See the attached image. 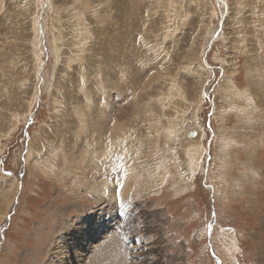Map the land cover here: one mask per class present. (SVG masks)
I'll return each mask as SVG.
<instances>
[{
  "label": "rangeland",
  "instance_id": "374dc122",
  "mask_svg": "<svg viewBox=\"0 0 264 264\" xmlns=\"http://www.w3.org/2000/svg\"><path fill=\"white\" fill-rule=\"evenodd\" d=\"M7 221L0 264H264V0H0Z\"/></svg>",
  "mask_w": 264,
  "mask_h": 264
},
{
  "label": "bare ground",
  "instance_id": "6f19581e",
  "mask_svg": "<svg viewBox=\"0 0 264 264\" xmlns=\"http://www.w3.org/2000/svg\"><path fill=\"white\" fill-rule=\"evenodd\" d=\"M192 132V131H191ZM190 134V133H189ZM191 137V136H190ZM192 137H194V136H192ZM191 137V138H192ZM77 242H81L80 240H78ZM76 242H74V243H70V244H65L64 246H66V245H74ZM100 244V243H99ZM83 242H81V243H79V246L82 248V251H83ZM110 245H115V244H110ZM100 245H98V247H99ZM104 246V245H103ZM73 248V247H72ZM97 249V248H96ZM99 249V248H98ZM79 250V249H78ZM100 250V249H99ZM68 252V251H70V249L69 250H67V248H64V252ZM81 251V254L83 253ZM94 251V250H93ZM63 255V251H60V252H58L57 253V256L56 257H54V258H56L57 259V257H58V260L59 261H57L58 262V264H64L63 262H64V258H67V260H68V262H73V263H75V261H74V259L76 258V256L74 255V259H70L68 256H66V255H63L64 256V258H60L59 257V255ZM78 255L79 256V258L82 260V258H83V256L82 255ZM84 254V253H83ZM93 254H95V256L93 255L92 257V261H91V259L89 260H85V258H83V262H85V264H110L109 263V254H110V249L108 248V247H105L104 246V249H102L101 250V252H97V253H93ZM71 255H73V253H71ZM89 256V255H88ZM79 259V260H80ZM55 260V259H54ZM80 260V261H81ZM105 260H108V262L107 263H104V261ZM79 261V262H80Z\"/></svg>",
  "mask_w": 264,
  "mask_h": 264
},
{
  "label": "water",
  "instance_id": "95a60500",
  "mask_svg": "<svg viewBox=\"0 0 264 264\" xmlns=\"http://www.w3.org/2000/svg\"><path fill=\"white\" fill-rule=\"evenodd\" d=\"M189 136H191V137L194 136V133L193 132H190ZM19 184H21V180H20V183ZM16 201L17 200H15V205L17 203ZM7 224H8V221L5 223V225L3 226V228L0 230V238H1L0 246H1V243H2V239H3V236H4V231H5V228H6ZM216 262H217V264H219V262H218L217 259H216Z\"/></svg>",
  "mask_w": 264,
  "mask_h": 264
}]
</instances>
